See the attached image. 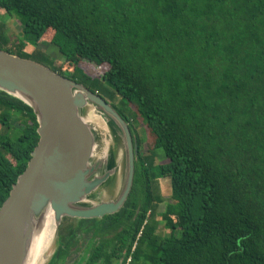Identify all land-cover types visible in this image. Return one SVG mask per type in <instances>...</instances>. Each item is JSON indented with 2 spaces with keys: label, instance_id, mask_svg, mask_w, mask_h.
Listing matches in <instances>:
<instances>
[{
  "label": "trees",
  "instance_id": "16d2710c",
  "mask_svg": "<svg viewBox=\"0 0 264 264\" xmlns=\"http://www.w3.org/2000/svg\"><path fill=\"white\" fill-rule=\"evenodd\" d=\"M0 11L73 70L39 48L25 53L2 21L0 49L101 95L138 146L125 205L78 220L48 264H264V0H0ZM84 61L105 71L88 73ZM138 121L153 138L148 153ZM38 126L30 106L0 91V209ZM161 177L171 181L164 236L148 221L166 201Z\"/></svg>",
  "mask_w": 264,
  "mask_h": 264
},
{
  "label": "water",
  "instance_id": "95a60500",
  "mask_svg": "<svg viewBox=\"0 0 264 264\" xmlns=\"http://www.w3.org/2000/svg\"><path fill=\"white\" fill-rule=\"evenodd\" d=\"M0 91L30 106L39 125L33 157L0 209V264H25L35 230L50 211L57 228L65 217L101 219L121 210L133 188L138 146L129 124L101 95L2 49ZM90 105L121 137L125 179L114 201L86 205L115 173L105 168V156L94 160L95 129L81 114Z\"/></svg>",
  "mask_w": 264,
  "mask_h": 264
},
{
  "label": "rangeland",
  "instance_id": "374dc122",
  "mask_svg": "<svg viewBox=\"0 0 264 264\" xmlns=\"http://www.w3.org/2000/svg\"><path fill=\"white\" fill-rule=\"evenodd\" d=\"M3 15L4 13L0 11V21L6 24L7 26L6 32L12 44L17 42L18 40L25 42L26 46L24 47V52L29 55H31L36 48H39L40 50L48 53L53 58L54 64L56 67H59V68L61 67L62 71H64L66 75H70V71H72L73 69L65 63V59L63 58V56H61V54L58 52L55 46L50 45L47 42H42L39 44V47H37L34 43L33 38L28 39L22 36L23 27L16 19L10 18L8 15L6 16H3ZM83 65H84L85 71H87L88 73L90 71H95L101 74L105 71V67H97L96 65L88 61H84ZM115 103L119 104V100L117 99ZM132 111L133 113L134 111L136 112V108L132 107ZM81 114L86 120L89 119L92 114H94L97 116L100 122L99 124L100 126H98L96 123L91 122L92 127L95 129L94 133L96 136L95 137L96 138V150L94 154V160L105 156L106 157L105 168L114 169L116 171V174L114 176H111L110 179L103 186H101L97 191L93 192L90 196H88L85 203L86 205H93L101 201H114L119 196L123 188L124 179H125V155H124V147H123L121 137L117 131L112 129V127L109 125L105 117L102 116L99 112H97L94 106L92 105L88 106L82 111ZM138 122L139 123L136 126L137 128L136 132L143 142L142 144L143 151L148 153V149H150L152 146L153 138L150 137V135H148V133L146 132L144 124L141 123L140 121ZM12 123L14 125H17V122L15 121V119H12ZM105 148H107L108 152L105 153L104 155L103 150ZM116 150L119 151L120 153V159H119L120 165L119 166L115 164V151ZM116 156H117V152H116ZM165 163H166V160H165L164 153L162 152V150H157L155 164L164 165ZM158 183L160 185V190H161L160 192L162 194L161 196L162 198L166 200L164 205L161 206V208L159 209H161L162 211L163 210L166 211L167 202H169L168 197H170L171 195V181H170V178L168 177H161L158 179ZM158 210L152 215V217L148 219V221L150 223L153 222L152 225L154 226L156 225V222H157L159 226L162 227L165 225V222L162 221L163 217L162 215H160L161 212H159ZM77 223H78V220L73 219V218L65 217L62 219L60 225L56 228L55 237L53 239V243L49 251L48 249L51 244L52 237L47 238L46 241L44 240V245L41 250V255H40L38 264H48L49 263L56 249L62 243H64L67 240V238L73 233L74 229L77 226ZM157 230H159V228L156 226L155 231ZM169 232H170L169 229H164L163 231H161V235H168ZM135 245H137V242L134 244V247L136 248ZM143 261L144 259L140 258V260L136 261L134 264H143ZM149 264H151V262H149Z\"/></svg>",
  "mask_w": 264,
  "mask_h": 264
},
{
  "label": "bare ground",
  "instance_id": "6f19581e",
  "mask_svg": "<svg viewBox=\"0 0 264 264\" xmlns=\"http://www.w3.org/2000/svg\"><path fill=\"white\" fill-rule=\"evenodd\" d=\"M93 123H96L100 126V122L96 115L92 114L89 118ZM109 135V134H108ZM111 145V144H110ZM110 149V148H109ZM108 150L105 148L103 150V154L107 153ZM56 226L54 222V215L53 212L50 211L47 216L43 219V221L38 224L33 238L31 240L30 249L27 255V259L25 264H38L39 258L41 255V250L44 245V240L46 241L47 238L52 237L51 244L49 246L48 251L50 250L53 239L55 237Z\"/></svg>",
  "mask_w": 264,
  "mask_h": 264
},
{
  "label": "crops",
  "instance_id": "0c3cea01",
  "mask_svg": "<svg viewBox=\"0 0 264 264\" xmlns=\"http://www.w3.org/2000/svg\"><path fill=\"white\" fill-rule=\"evenodd\" d=\"M116 152H117V156H116ZM119 159H120V153H119V151L116 150V151H115V164H116L117 166L120 165V163H119ZM116 165H115V166H116ZM114 171H115V170H114ZM115 174H116V171H115V173H114L112 176H114ZM163 205H164V204H162L161 206H163ZM161 206H160L159 208H161ZM158 211L161 212L160 215H162L163 213H165V210L162 211L161 209H159ZM152 224H153V222H152ZM156 226L159 228V230L156 231L157 235H159V234L161 235V231H163L164 229H166V228H165V225L162 226V227H160L159 224H158L157 222H156L155 227H156ZM158 233H159V234H158ZM169 233H170V232H169ZM168 235H169V234H168ZM163 236H164V235H163Z\"/></svg>",
  "mask_w": 264,
  "mask_h": 264
},
{
  "label": "built area",
  "instance_id": "2783aa9c",
  "mask_svg": "<svg viewBox=\"0 0 264 264\" xmlns=\"http://www.w3.org/2000/svg\"><path fill=\"white\" fill-rule=\"evenodd\" d=\"M131 256L126 260V263L125 264H130V262H131Z\"/></svg>",
  "mask_w": 264,
  "mask_h": 264
}]
</instances>
